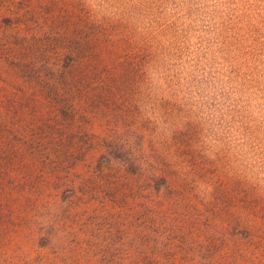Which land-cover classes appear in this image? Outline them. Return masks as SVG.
<instances>
[{"label":"rangeland","instance_id":"obj_1","mask_svg":"<svg viewBox=\"0 0 264 264\" xmlns=\"http://www.w3.org/2000/svg\"><path fill=\"white\" fill-rule=\"evenodd\" d=\"M0 264H264V0H0Z\"/></svg>","mask_w":264,"mask_h":264}]
</instances>
